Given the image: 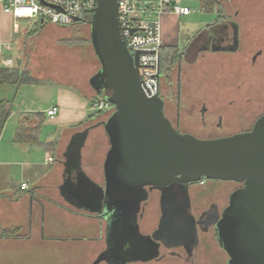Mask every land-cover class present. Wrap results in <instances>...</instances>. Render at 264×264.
<instances>
[{
	"label": "water",
	"instance_id": "obj_1",
	"mask_svg": "<svg viewBox=\"0 0 264 264\" xmlns=\"http://www.w3.org/2000/svg\"><path fill=\"white\" fill-rule=\"evenodd\" d=\"M90 24L101 64L91 83L116 108L103 123L110 142L105 183H97L82 168L86 134H81L68 147L61 192L70 204L106 222L108 249L98 262L126 264L158 257L156 235L142 234L138 225L147 187L165 192L177 183L208 178L242 184L216 224L229 264H264V115L250 131L227 137L180 133L166 117L161 95L149 97L142 88L141 52L132 55L122 36L119 0H99ZM174 213L170 225L179 218Z\"/></svg>",
	"mask_w": 264,
	"mask_h": 264
},
{
	"label": "rangeland",
	"instance_id": "obj_2",
	"mask_svg": "<svg viewBox=\"0 0 264 264\" xmlns=\"http://www.w3.org/2000/svg\"><path fill=\"white\" fill-rule=\"evenodd\" d=\"M180 1L181 5L193 10L192 14L175 22L174 28L179 27L181 33V44H186L189 35L199 31L201 24L218 17L216 9L221 1L229 5L226 12L234 15V19L241 24L242 44L237 53L208 52L196 64H184L180 74L177 66L171 73L162 74L160 95L166 102L168 115L174 122L180 117L181 128L202 139L227 137L251 128L264 113V0H209L212 2L209 6L214 11L204 9L200 0ZM237 9L240 12L235 16ZM92 18L93 14L88 15L86 20L66 27L51 23L39 26L35 20L28 19L12 20L0 26V33L5 36L1 42L7 46L4 55L13 59L17 75L21 80L39 82L24 87L22 94L28 104L48 106L56 97L54 90L55 86H59V81L85 82L101 68L91 42ZM259 50L263 54L253 63L252 58ZM100 98V95H96L94 100ZM202 107H206V127L201 122ZM219 115L224 116L225 129L216 128ZM109 116L110 114L106 119ZM42 127L46 137L51 132L50 128L44 124ZM99 132L101 133L90 135L84 149L85 165L96 177L102 175V165L110 147L105 135L102 131ZM65 170L67 172L66 167ZM104 183L105 180L102 181ZM238 186L233 182L212 180L203 187H193L191 194L196 213L207 208L213 200L219 202L221 209L224 208L229 202L230 193ZM48 194L69 207L64 199L55 195V189H49ZM159 215L158 193L155 192L146 207L143 230L150 233L155 228ZM83 218L75 215L70 217L62 209L57 211L51 205H46L47 228L42 233L48 240L44 248H37L40 255L47 256V264H54L55 260L59 263L56 259L58 256L63 261L59 264H90L92 259L97 258L104 247V242H99L97 238L91 243L90 250L82 243L60 240L80 236L85 230L81 229L83 225L90 228L92 234L98 235L100 219L96 216H89L87 220ZM55 224L66 226L67 231L61 229L55 232L51 227ZM37 235L35 237L38 239ZM84 235H90V232ZM38 241L40 240H35L36 246ZM207 246L211 248L213 256L218 254L219 249L212 239L207 241ZM35 249L33 247L32 252L35 253ZM154 264L182 263L169 258Z\"/></svg>",
	"mask_w": 264,
	"mask_h": 264
},
{
	"label": "crops",
	"instance_id": "obj_3",
	"mask_svg": "<svg viewBox=\"0 0 264 264\" xmlns=\"http://www.w3.org/2000/svg\"><path fill=\"white\" fill-rule=\"evenodd\" d=\"M228 6L224 1L219 3L223 14L234 16L226 12ZM239 12L237 9L235 16ZM180 18V16L171 13L163 16L164 46L177 47L178 49L186 46L187 43H180L181 33L179 27L174 28L175 22ZM12 20L19 19L5 16L0 26ZM213 22L214 20L204 22L200 25L199 31L208 29ZM238 24L241 34V24L239 22ZM196 32L191 33L188 38L192 37ZM2 34L0 33V41L5 37ZM4 58L7 57H5L3 52L2 59ZM0 67L15 70L13 67L3 66L1 62ZM95 74L91 75L85 82L59 81V86H55L54 90L56 97L48 106L37 105L36 103L28 104L22 94L26 85L39 84V82L21 80L20 77L8 79L5 77L3 78V82L0 83V102H5L10 108L9 118L0 133V264L48 263L46 261L47 256L39 254V248H44L48 240L42 233L43 229L47 228L45 221L47 204L54 207L57 211L62 209L65 215H69L70 217L75 215L84 217L83 219L87 220V217L94 216L70 204L64 198L61 187L65 182L64 163L67 159L68 147L72 140L81 134H86V140L81 151L83 170L97 183L102 184V181L105 180L104 164L101 169L102 175L96 177L86 167L84 157V149L91 134L95 135L96 133L97 135L101 133L99 131H102L109 142L108 135L103 126L109 113L99 114L92 108L94 98L98 95L91 83V79ZM53 107H58V112L54 116H49L47 112ZM43 124L50 128L49 131H51L46 137L44 136ZM22 127L32 130L30 132L27 131L28 135L24 142L17 140ZM47 155L53 157L54 161L52 164L46 163ZM24 183L29 185L27 189H23ZM51 188L55 189V195L59 199H64L69 207L63 205L60 200H56L55 196L48 194V190ZM59 225L55 224L51 227H53L55 232L61 229L67 231L66 226L63 225L62 227ZM14 229L18 233L16 237L1 236L3 232ZM81 229L85 230L80 236L69 237L67 239L61 238L60 240H73L78 244L82 243L86 245L85 247L90 250L92 249L90 248L91 243L98 239L99 242H104L103 249H106V222L99 220L100 232L98 235L92 234L91 229L84 225L81 226ZM88 231L90 235H84ZM36 234H38L37 236L40 240L37 242L39 243L37 246L34 244L35 240H38L35 237ZM53 240L58 241V239ZM33 247L37 249V251L35 249V253L32 252ZM103 249L99 251L100 253L96 259H92L90 264H108L106 260L98 262L101 252L104 251ZM56 259H58L59 263L63 262L60 256ZM54 262V264H59L56 263V260Z\"/></svg>",
	"mask_w": 264,
	"mask_h": 264
},
{
	"label": "flooded vegetation",
	"instance_id": "obj_4",
	"mask_svg": "<svg viewBox=\"0 0 264 264\" xmlns=\"http://www.w3.org/2000/svg\"><path fill=\"white\" fill-rule=\"evenodd\" d=\"M216 10L219 14L214 20L213 24L206 30L203 29L196 32L192 37L189 38L186 46H184L182 49H179L180 59L177 61V69L179 70V74L182 72L184 64L194 65L201 57H205L208 52L225 54L237 53L240 51L242 40L240 31H236L235 29V24L239 26L237 20L234 19V16L220 13L221 7L217 8ZM262 54V50L257 51V53L252 58L253 63H256L257 59ZM164 112L166 117L172 122L173 126L180 133L194 135L193 133L181 128L180 117H178L174 122V120L168 115L165 100ZM205 112L206 107H202L201 122L206 127ZM263 115L264 113L261 114L257 120ZM223 119L224 116L219 115V122L216 126L217 129H225ZM256 121L251 128L233 133L232 135L250 131L254 127ZM211 181L212 179L203 178L202 180L190 185L177 183L172 187L173 189L171 188L165 192L159 188L147 187L148 198L141 203V209L138 214V225L142 234L156 235L159 244L160 255L153 259H141L126 264H154L156 262L165 261L169 258L177 259L182 264H208L209 262L210 264H229L230 255L218 240L216 224L217 221L222 218L223 212L228 207L231 195L235 190L240 188L242 184L235 181L216 180L223 182H233L239 184V186L230 193L229 202L224 208L221 209L220 205L218 204L219 202L213 200L210 202L207 208L201 210L197 214L196 209H194L191 189L193 187H203ZM155 192L158 193V206L160 215L155 228L150 233H148L143 230L144 228L142 227V221L146 214V207L152 198V194ZM174 212H176L179 217H175V223H179L178 226H175L176 224L170 225L168 222L172 221V214L175 216ZM211 239L217 246V249H219L218 254L216 253L215 256L211 254V248L209 249L207 246V241ZM107 249L108 247H106V249L101 252V254L107 251ZM220 252L222 255H220ZM105 256L106 258L108 257V255ZM109 260L111 259L109 258ZM108 264L112 263L108 262Z\"/></svg>",
	"mask_w": 264,
	"mask_h": 264
},
{
	"label": "built area",
	"instance_id": "obj_5",
	"mask_svg": "<svg viewBox=\"0 0 264 264\" xmlns=\"http://www.w3.org/2000/svg\"><path fill=\"white\" fill-rule=\"evenodd\" d=\"M99 0H0V25L5 16L14 19H28L69 26L94 15ZM189 6L181 5L180 0H119V20L122 36L132 55H139V73L142 88L149 97L160 95L161 85V50L164 47L162 18L167 13L180 17L192 14ZM78 21V22H79ZM42 23V22H41ZM7 46L0 41V62L3 66L13 67V59H2ZM92 108L96 112L113 113L115 106L105 98L94 100ZM58 107L48 110L54 116ZM54 161L46 156V163ZM23 189L29 185L23 184Z\"/></svg>",
	"mask_w": 264,
	"mask_h": 264
},
{
	"label": "trees",
	"instance_id": "obj_6",
	"mask_svg": "<svg viewBox=\"0 0 264 264\" xmlns=\"http://www.w3.org/2000/svg\"><path fill=\"white\" fill-rule=\"evenodd\" d=\"M201 2V6L208 10V11H214L213 8H210L209 5H212V2H210L209 0H200ZM223 11L220 10V13H222ZM37 25L39 26H45L47 25L46 22L41 23L39 21L35 22ZM179 49L177 47H168V46H164L161 50V75L162 74H169L171 73L173 70H175L176 66H177V61L180 59V53H179ZM7 77L8 78H17L19 77V75H17L15 70H9L7 68H3L0 67V83L3 82V78ZM97 113H101V112H97ZM10 115V108L8 107V105L5 102H0V133L2 132V130L4 129V126L9 118ZM27 131H32V130H28L25 127H22L17 140L20 142H24L26 136L28 135ZM30 135V134H29ZM34 136V135H32ZM16 232V234H15ZM17 230H10V231H6L3 232V234H1V236H5V237H16L17 236Z\"/></svg>",
	"mask_w": 264,
	"mask_h": 264
}]
</instances>
